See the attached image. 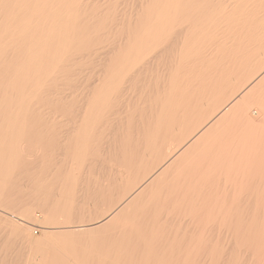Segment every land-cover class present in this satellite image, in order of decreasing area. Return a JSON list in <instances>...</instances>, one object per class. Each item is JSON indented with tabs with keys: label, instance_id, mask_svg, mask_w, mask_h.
I'll use <instances>...</instances> for the list:
<instances>
[{
	"label": "bare ground",
	"instance_id": "6f19581e",
	"mask_svg": "<svg viewBox=\"0 0 264 264\" xmlns=\"http://www.w3.org/2000/svg\"><path fill=\"white\" fill-rule=\"evenodd\" d=\"M0 247L264 264V0H0Z\"/></svg>",
	"mask_w": 264,
	"mask_h": 264
},
{
	"label": "rangeland",
	"instance_id": "374dc122",
	"mask_svg": "<svg viewBox=\"0 0 264 264\" xmlns=\"http://www.w3.org/2000/svg\"><path fill=\"white\" fill-rule=\"evenodd\" d=\"M257 111V110H256ZM256 116V115H255ZM236 177V178H235ZM239 177H241V176H239V175H231L230 176V178H232V179H228V181L227 182H224V184H227L228 183V185L226 186V185H224L223 183H222V188L224 189V187L226 188V187H228L229 188V190H228V188H226L227 190H228V192H229V194H232V190H233V193H236V192H238V191H240V190H242V189H244V191H250V189L251 190H253V192L255 191V189H256V187L254 186V182H252V184L249 182V181H247V182H245L242 178H239ZM234 179H235V181H234ZM237 179H239V180H237ZM249 183V184H248ZM229 184L231 185V186H229ZM244 184V185H243ZM246 184V185H245ZM247 184H248V186H247ZM243 185V186H242ZM252 187H251V186ZM224 186V187H223ZM235 186V187H234ZM254 186V187H253ZM240 187H242V188H240ZM244 187V188H243ZM247 187V188H246ZM248 187H250V189L248 188ZM216 188V187H215ZM221 188V189H222ZM231 188H233L232 190H231ZM236 188H238V189H236ZM253 188V189H252ZM255 188V189H254ZM222 189V190H223ZM216 190H218L217 188L215 189V190H213L214 192H216ZM235 190V191H234ZM243 191V190H242ZM241 192V191H240ZM251 192V191H250ZM239 193V192H238ZM38 211V210H37ZM41 212V211H40ZM40 212H38L39 214H40ZM41 214H42V212H41ZM40 214V215H41ZM43 215V214H42ZM38 230V231H37ZM33 233H34V235L35 236H40V232H39V229H35L34 231H33ZM98 239V238H97ZM88 241V240H87ZM92 241H94V240H92ZM92 243V242H91ZM82 244H84V242L83 243H81V245ZM88 245H90V241L88 242ZM83 246H86V244H84V245H82V247ZM1 248V247H0ZM79 248H81V246L79 247ZM3 249V247L1 248V250ZM81 249H84V248H81ZM3 250H5V251H3ZM2 250V252H3V254L2 253H0L1 255L0 256H2V258L4 257V256H6V257H4V258H7V256H9L10 255V253L7 255V253L9 252V251H6L7 249H3ZM1 252V251H0ZM6 253V255H5V253ZM84 253H79V255L80 256H78V258H79V260H82V262H81V264H83V258H81V257H84V256H86V254L85 255H83ZM85 258V257H84ZM1 259V258H0ZM90 262H92L91 260H90ZM84 264H85V262H84Z\"/></svg>",
	"mask_w": 264,
	"mask_h": 264
}]
</instances>
